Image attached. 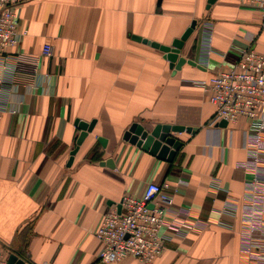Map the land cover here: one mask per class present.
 <instances>
[{"label":"crops","instance_id":"obj_1","mask_svg":"<svg viewBox=\"0 0 264 264\" xmlns=\"http://www.w3.org/2000/svg\"><path fill=\"white\" fill-rule=\"evenodd\" d=\"M17 13L20 41L0 58V253L24 252L30 264H104L95 237L102 215L167 179L173 209L206 226L163 229L166 250L153 264L253 262L242 241L247 120L213 124L199 82L230 69L248 46L264 55L261 13L238 0H32ZM193 22L175 66L133 39L171 46ZM46 43L51 58L41 55ZM77 121L95 125L70 163ZM134 123L196 132L175 134L184 146L168 163L124 140ZM214 179L225 190L212 192ZM230 200L237 213H222Z\"/></svg>","mask_w":264,"mask_h":264},{"label":"built area","instance_id":"obj_2","mask_svg":"<svg viewBox=\"0 0 264 264\" xmlns=\"http://www.w3.org/2000/svg\"><path fill=\"white\" fill-rule=\"evenodd\" d=\"M30 1L0 0V58L20 41L17 7ZM238 1L243 6L256 9L264 18V0ZM207 46V55H210V34ZM41 55L43 58L53 57V45L46 43ZM2 84L3 81H0V124L7 97ZM199 85L215 107L213 124L219 121L237 124L242 119L247 120L244 144L247 159L242 167L249 179L244 196L243 251L247 262L264 264V55L248 46L241 51L230 69L216 73L210 79L199 82ZM210 190L219 193L225 189L218 179H214ZM173 206L171 183L167 179L147 184L140 198L125 195L117 207L102 215L95 230V237L101 246L98 261L117 264L135 259L141 264H153L166 250L163 229L200 232L205 228L202 222L191 218L190 210L176 211ZM222 213H237V202L228 201ZM0 264H8L6 253H0Z\"/></svg>","mask_w":264,"mask_h":264},{"label":"water","instance_id":"obj_3","mask_svg":"<svg viewBox=\"0 0 264 264\" xmlns=\"http://www.w3.org/2000/svg\"><path fill=\"white\" fill-rule=\"evenodd\" d=\"M215 1L216 0H209V4H212ZM195 26L196 22H193L192 25L185 31L183 36L180 39L174 40L171 46L161 45L157 42L136 36H134L133 39L163 52L167 60L170 61L173 66H175L179 60V55L186 41L192 34ZM182 63H184L183 60L179 62L180 65H182ZM76 124L82 132L77 141V148L72 152L70 163L73 161V157L79 149V146L82 145L87 135L92 132L95 122L93 121L88 124L77 121ZM226 124L227 122L224 121L221 125L225 126ZM184 132L194 134L196 129L184 126L158 125L153 130L147 131L142 125L134 123L125 133L124 140L162 161L174 163L178 153L184 146V142L175 137V134H181ZM99 141L102 144H105L103 139H99ZM118 211H121V205L118 206ZM8 264L26 263L23 259L19 258L17 254L12 253L8 259Z\"/></svg>","mask_w":264,"mask_h":264},{"label":"trees","instance_id":"obj_4","mask_svg":"<svg viewBox=\"0 0 264 264\" xmlns=\"http://www.w3.org/2000/svg\"><path fill=\"white\" fill-rule=\"evenodd\" d=\"M21 256H22V258H23L25 261L28 262V257H27V255H26L24 252H22Z\"/></svg>","mask_w":264,"mask_h":264}]
</instances>
